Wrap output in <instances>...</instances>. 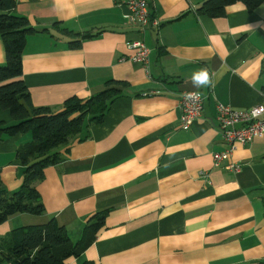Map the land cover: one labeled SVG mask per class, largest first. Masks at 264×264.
<instances>
[{
	"label": "crops",
	"instance_id": "0c3cea01",
	"mask_svg": "<svg viewBox=\"0 0 264 264\" xmlns=\"http://www.w3.org/2000/svg\"><path fill=\"white\" fill-rule=\"evenodd\" d=\"M14 1L17 15L51 32L28 37L23 54L22 80L34 106L59 111L108 81L130 86L101 124L60 149L63 161L36 184L45 214L9 217L0 238L55 218L76 243L91 217L108 211L93 244L67 264H264V136L237 146L219 168L213 158L226 149L217 104L264 105V3L253 12L237 3L211 19L196 12L203 0H147L160 27L140 31L129 23L127 0ZM55 23L98 36L72 50L70 39L52 30ZM137 40L150 50L146 66L128 61V45ZM201 67L214 86L193 87ZM187 92L207 98L201 119L184 131L179 101ZM0 122H13L1 106ZM30 141H0V181L8 192L22 186L16 153Z\"/></svg>",
	"mask_w": 264,
	"mask_h": 264
},
{
	"label": "trees",
	"instance_id": "16d2710c",
	"mask_svg": "<svg viewBox=\"0 0 264 264\" xmlns=\"http://www.w3.org/2000/svg\"><path fill=\"white\" fill-rule=\"evenodd\" d=\"M243 3L250 12L264 0H203L197 9L202 17L219 19L227 7ZM14 0H0V40L4 45L6 64L0 66V106L11 113L13 122H0V141L16 136L30 137L19 147L16 156L23 166V183L17 192L6 191L0 181V226L9 217L28 214L41 217L45 206L36 184L45 179V172L63 161L61 148L79 136L86 127L101 124L115 100L129 88L124 81L111 80L89 99H67L59 111L50 107H36L23 76V54L28 37L51 34L31 26L29 20L15 13ZM52 30L70 39L69 48L80 49L83 42L98 34L76 33L55 23ZM108 211L91 217L81 239L74 243L65 227L53 218L44 225L23 226L0 238V264H67L79 258L94 242L105 226ZM85 264H93L86 262Z\"/></svg>",
	"mask_w": 264,
	"mask_h": 264
},
{
	"label": "built area",
	"instance_id": "2783aa9c",
	"mask_svg": "<svg viewBox=\"0 0 264 264\" xmlns=\"http://www.w3.org/2000/svg\"><path fill=\"white\" fill-rule=\"evenodd\" d=\"M129 8V23L137 27L140 31L146 29L158 30L159 21L152 17L151 8L147 0H127ZM132 55L128 61L146 66L149 62L150 50L142 40L131 42L128 45ZM212 90V88H211ZM198 98L192 100L185 99V93L181 95L179 101L180 128L188 131L193 122L201 119L203 115L206 96L200 92ZM215 124L220 131L222 141L226 149L222 152L214 153V166L219 168L222 162L230 157L237 146L252 144L256 139L264 136V105L252 107L247 110H235L234 108L222 104L216 106ZM229 169L238 172L241 167L237 165L228 166Z\"/></svg>",
	"mask_w": 264,
	"mask_h": 264
},
{
	"label": "clouds",
	"instance_id": "9594fccd",
	"mask_svg": "<svg viewBox=\"0 0 264 264\" xmlns=\"http://www.w3.org/2000/svg\"><path fill=\"white\" fill-rule=\"evenodd\" d=\"M207 67H201L199 70L194 71L191 76V82L194 88H206L214 86V80ZM186 100H192L198 98L197 92H187L184 94Z\"/></svg>",
	"mask_w": 264,
	"mask_h": 264
}]
</instances>
